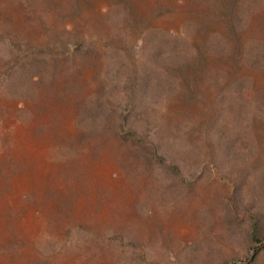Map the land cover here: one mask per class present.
Returning <instances> with one entry per match:
<instances>
[{"label":"rangeland","instance_id":"1","mask_svg":"<svg viewBox=\"0 0 264 264\" xmlns=\"http://www.w3.org/2000/svg\"><path fill=\"white\" fill-rule=\"evenodd\" d=\"M0 264H264V0H0Z\"/></svg>","mask_w":264,"mask_h":264},{"label":"trees","instance_id":"2","mask_svg":"<svg viewBox=\"0 0 264 264\" xmlns=\"http://www.w3.org/2000/svg\"><path fill=\"white\" fill-rule=\"evenodd\" d=\"M250 222H251V235H250V237H251L252 245L260 243L261 239L258 236L259 235V230H258V227H257V220L253 219V220H250ZM258 249L259 248H256V251Z\"/></svg>","mask_w":264,"mask_h":264},{"label":"bare ground","instance_id":"3","mask_svg":"<svg viewBox=\"0 0 264 264\" xmlns=\"http://www.w3.org/2000/svg\"><path fill=\"white\" fill-rule=\"evenodd\" d=\"M33 147L34 148H32V151L35 152V154H38V151L37 150L39 148L37 149V148H35V146H33ZM39 153H41V150H39ZM98 173L101 174V176L103 175V176L107 177V179H109L110 178V175H111V167L108 165L107 167L101 168V169L98 170ZM99 174L97 176H99ZM23 183H25V182H23ZM23 183L20 184V186H22Z\"/></svg>","mask_w":264,"mask_h":264}]
</instances>
